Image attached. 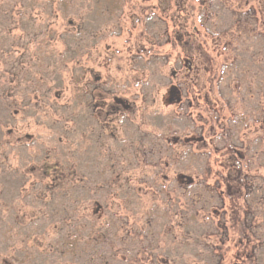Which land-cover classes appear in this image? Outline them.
Masks as SVG:
<instances>
[{"label":"rangeland","instance_id":"obj_1","mask_svg":"<svg viewBox=\"0 0 264 264\" xmlns=\"http://www.w3.org/2000/svg\"><path fill=\"white\" fill-rule=\"evenodd\" d=\"M102 1L0 0V264H103L115 249L138 264L142 250L155 264H215L209 250L222 231L201 209L220 205L230 238L222 264H234L244 221L263 239L254 258L264 264V139L250 122L262 107L263 46L235 25L264 0H184L181 12L168 0L164 13L157 0H123L113 15ZM171 14L196 37L191 70ZM216 33L238 37L235 52L218 49ZM89 86L105 110L108 92L119 98L109 124L93 114ZM234 109L250 121L233 119L218 136ZM202 132L205 143L185 142ZM242 144L248 186L220 182L219 197L198 184L234 175L230 153ZM179 173L193 183L180 186ZM74 235L86 252L65 254Z\"/></svg>","mask_w":264,"mask_h":264},{"label":"trees","instance_id":"obj_2","mask_svg":"<svg viewBox=\"0 0 264 264\" xmlns=\"http://www.w3.org/2000/svg\"><path fill=\"white\" fill-rule=\"evenodd\" d=\"M159 1L160 4H163V8L161 9L162 13L167 12L169 9L168 7V0H157ZM171 1V0H170ZM183 1L184 0H174V4H175V8H177V10H179L180 12L182 11V9L179 7V3H181V6L183 5ZM248 1V0H247ZM247 1H245V3H243L242 5H246ZM61 4L63 5H69V3H67V0H60ZM210 2V1H209ZM239 2H241V0H239ZM102 4L104 6V9L106 11V13L108 15H113L116 11L120 10L123 4V0H103ZM259 4V0L256 1L257 6ZM66 7V6H65ZM243 12V15L246 18V22L243 23V25H239V21H237L238 19H235V25L240 26V28L242 29V33H241V38H247V39H254L255 37L259 38V41L261 40L262 42V46H263V55H264V7H259L256 8L254 5L248 6ZM234 13H236V9H233ZM170 16L171 22L173 23V25L176 27L173 31L174 35H175V41L179 44V46L181 47L182 50H185V52H187V54L185 55V59H184V66L187 67L189 70H191L192 67V58H193V53L197 52L198 49V44L196 43V37H192L190 32H188L187 30V25L184 24V22H181L177 19V16L174 14L172 16ZM255 23L254 25L252 24ZM183 23V24H182ZM206 32H209L207 30H205ZM213 34V33H212ZM169 36V35H168ZM190 36L192 38H190ZM216 39H214L217 42V47L220 50H227V49H231V51L233 50V52H235L236 48L235 43H238V37L233 39V37L228 38V34H226L225 37V41L223 42H218V40H220V35L216 33V35H213V37ZM237 39V40H236ZM170 40V37L167 38V41ZM235 48V49H234ZM193 52V53H192ZM192 54V55H191ZM237 59V58H236ZM234 63H236V61L234 60ZM187 69V70H188ZM243 72V71H242ZM241 72V73H242ZM175 73L176 72H172L171 73V79L173 80L175 77ZM240 83L241 82H247L246 78H245V74L242 76V78H239ZM232 82H235V80H231L230 81V86L232 84ZM182 83V82H181ZM236 83V82H235ZM198 85L201 86L200 83H197ZM197 84H193L192 83V88L193 91L195 93H198L199 87L197 86ZM179 85V84H178ZM238 85V84H237ZM176 86V85H175ZM173 86V88H176L177 91L178 90V86ZM264 86V84H263ZM186 88V87H185ZM247 89H249V87L247 86ZM87 92L89 93L90 96V103L89 106L92 109V112L94 115L100 116L101 119H103L102 123L103 125L105 124H109V121H112V119L109 120L110 116L114 117L112 114H117V108H119V98L116 97L115 93H110L108 92V95L112 96V102L108 103V109L105 110V106L106 103L104 102V99L102 97L96 96L95 92H96V87H91L89 86V88H87ZM261 93V100H262V107L259 106V110L257 109V113L260 112V116H258V118H252L250 120H246L245 116L242 114H239L238 111L231 110L229 113V120H227L226 122H222L219 125V129H218V136H222L224 134H227L229 131H231L230 128V123L232 122L231 120H234L235 122H239V123H244V122H254V123H258L261 130H262V136L260 137V135H258V139L259 141L263 138L264 139V87H262V89L260 90ZM184 97V99H182ZM94 100V102H93ZM187 101V97L185 98V96H178L176 100H174V102L179 103L180 101ZM190 104V101H189ZM188 106V109L191 107L190 105ZM104 112V113H103ZM263 112V113H262ZM109 120V121H106ZM233 126L236 127V125L234 124ZM103 129V128H101ZM238 133V131H236ZM189 140V141H188ZM187 141L188 145L191 147V145L193 144H197V143H205L206 141V137L204 135V133L202 132L201 134L197 135V137L192 138V139H186L185 142ZM264 141V140H263ZM211 142V141H210ZM251 152L249 147H247V145H243L242 146H234L232 148V152L230 153V156L232 158V162H229V165L231 168H233V173H230L231 171H229L225 177H221L219 176L217 178V180L214 182L213 185L210 184H205L204 179H201V181L198 180V184H201L202 187H206L208 188V190L210 191V193L215 194L216 196H221V183L223 182V184H227L229 181H236L237 183H239L240 185L243 184L248 186V184L250 183V181L253 179V177H255L254 175H249L245 169L247 167H243L242 165H240L238 162H243L244 160H247L248 162H250L249 157ZM197 155V154H195ZM229 165L227 167H229ZM49 169H44V172L47 173ZM205 176L207 175V177H209L211 175V169H209V167L206 169H204L202 171ZM206 177V178H207ZM55 179L53 177V180L55 182ZM59 180L58 177L56 179V181ZM61 180V179H60ZM176 180L178 181V183H180L179 185L182 186V184H187V186H189L190 184L193 183V178L191 176H187L185 174L179 173L176 176ZM61 181H58V183ZM51 184V183H50ZM54 187L57 185H53ZM180 186H178L180 188ZM209 186V187H208ZM235 192V191H233ZM264 200V199H262ZM197 214V211H195ZM202 214L204 215V218L206 220H209L210 218H213V215H217L218 219H217V228L219 230L222 231V235L219 236V238H217L218 244H214L212 247H210V255L212 256V260L215 261V264H222V262L224 261V257H225V253L227 250V247H225L226 243L229 241V235H228V231H227V226L225 223V219H224V209L223 206L220 205L218 207H214L211 210L203 208L201 209ZM210 217V218H209ZM211 222V220H209ZM242 229L240 232L241 237L238 239V241L235 244V247L237 248V252L234 256V264H244V263H249V264H256L255 263V258H254V254H255V250L257 248H259L262 245L263 239L262 238H257L254 234H251V225L250 224H245V221L242 222ZM129 230V229H127ZM243 230V231H242ZM129 232V231H128ZM211 235V234H210ZM82 237V235H74L70 238L65 239L64 244H66V253H70L73 255V253L76 255L78 253V251L80 250L81 253L86 252L84 247H81V249H79V238ZM252 238L251 241L252 243V247H250V249L246 250L244 248H241L240 246H242L243 242L246 245L247 243H250V239ZM90 239V238H89ZM91 240V239H90ZM261 244V245H260ZM223 247L226 248V250H223ZM125 250V249H124ZM122 249H115L112 250V254L110 255V257H105L103 264H115L118 263V261H122L125 260L126 264H138L139 261L136 260V255H131L129 256L128 252L122 253ZM142 259L144 262H147V264H155L156 261V256L153 253L147 252L146 250H142ZM157 259L160 260L161 262H164L165 264L166 261L165 259L163 260L160 256H157Z\"/></svg>","mask_w":264,"mask_h":264}]
</instances>
